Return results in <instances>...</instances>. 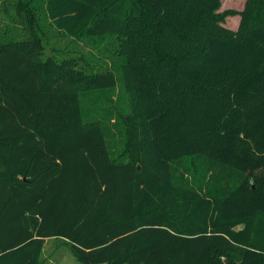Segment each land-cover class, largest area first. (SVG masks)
Here are the masks:
<instances>
[{"label": "trees", "instance_id": "16d2710c", "mask_svg": "<svg viewBox=\"0 0 264 264\" xmlns=\"http://www.w3.org/2000/svg\"><path fill=\"white\" fill-rule=\"evenodd\" d=\"M7 1L28 30H0V264H42L50 237L83 264H264V0ZM41 19L114 38L116 67L45 54ZM118 84L113 158L82 99Z\"/></svg>", "mask_w": 264, "mask_h": 264}, {"label": "rangeland", "instance_id": "374dc122", "mask_svg": "<svg viewBox=\"0 0 264 264\" xmlns=\"http://www.w3.org/2000/svg\"><path fill=\"white\" fill-rule=\"evenodd\" d=\"M16 2L0 0V30H6L9 35H26L27 20L24 13H20L15 6ZM246 0H221L219 11H241ZM37 16V14H36ZM44 45L46 53L60 57L74 56L79 60V66L85 70L104 72L116 67L118 57L114 51V38H101L95 36H83L72 38L57 32L53 26L43 25ZM240 22L238 13L226 16L224 25L237 27ZM43 25V26H42ZM234 29V28H232ZM120 72L117 71L119 77ZM82 108L85 117L97 116L104 121L107 130V144L113 158H118L125 144L123 116L129 111L128 96L118 84L112 89L91 91L83 94ZM201 174H206V179H212L215 169L206 173V167ZM188 184L194 182V178L188 176ZM42 264H83L72 253L70 244L62 238L50 237L45 240L41 255Z\"/></svg>", "mask_w": 264, "mask_h": 264}, {"label": "crops", "instance_id": "0c3cea01", "mask_svg": "<svg viewBox=\"0 0 264 264\" xmlns=\"http://www.w3.org/2000/svg\"><path fill=\"white\" fill-rule=\"evenodd\" d=\"M238 25H239V23H238ZM231 28L237 29V28H238V26H237V27H231Z\"/></svg>", "mask_w": 264, "mask_h": 264}]
</instances>
